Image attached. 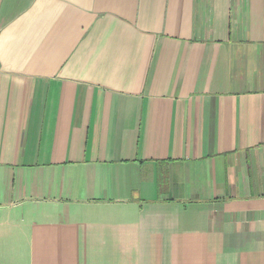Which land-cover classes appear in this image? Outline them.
Wrapping results in <instances>:
<instances>
[{"label": "crops", "instance_id": "1", "mask_svg": "<svg viewBox=\"0 0 264 264\" xmlns=\"http://www.w3.org/2000/svg\"><path fill=\"white\" fill-rule=\"evenodd\" d=\"M0 264H264V0H0Z\"/></svg>", "mask_w": 264, "mask_h": 264}]
</instances>
